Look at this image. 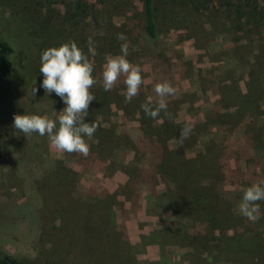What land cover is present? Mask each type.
I'll return each instance as SVG.
<instances>
[{"label":"rangeland","instance_id":"rangeland-1","mask_svg":"<svg viewBox=\"0 0 264 264\" xmlns=\"http://www.w3.org/2000/svg\"><path fill=\"white\" fill-rule=\"evenodd\" d=\"M73 1L49 6L56 23ZM83 1L88 17L64 25L54 42L31 40L10 22L29 17L28 0H0V40L13 48L0 80V250L22 264H264V201L255 223L239 211L242 189L264 180V0H245L256 1L257 13L244 31L237 8L226 7L238 0H214L213 17L161 18L153 46L143 39L139 0ZM69 40L94 64L96 99L85 122L98 128L85 137L87 157L14 127L15 115L56 119L66 107L55 92L45 93L39 67L44 50ZM123 43L144 80L128 103L123 77L110 91L102 86L105 57L120 54ZM165 80L176 89L167 97L172 118H150L141 105ZM166 146L174 153L169 168L188 162L184 174L159 169ZM172 178L190 188H182V202ZM226 233L236 250L221 246Z\"/></svg>","mask_w":264,"mask_h":264},{"label":"clouds","instance_id":"clouds-1","mask_svg":"<svg viewBox=\"0 0 264 264\" xmlns=\"http://www.w3.org/2000/svg\"><path fill=\"white\" fill-rule=\"evenodd\" d=\"M119 40H125L123 35ZM128 44L121 45L120 54L106 55L103 65L102 80L103 89L110 91L121 77L126 86L125 102L139 94L140 87L144 83L142 68L127 59ZM95 42L88 40V52L94 56ZM94 64L89 56L80 49L76 42L67 41L58 47H49L40 56L39 71L43 75L42 87L45 93L55 92L65 103L66 107L59 112L56 119L37 114H23L14 116V127L25 136L38 133L47 135L51 147L60 152L79 153L87 157L90 145L85 137L92 138L98 125L94 122H85L88 116L90 103L96 99L90 89L96 80L92 73ZM38 89L33 88L32 94ZM155 98L149 97L147 102L141 105L143 111L150 118H157L161 112L169 119L172 114L167 111V97L173 96L176 89L169 81L157 82L154 87ZM191 134V127H186L181 132V139H186ZM243 195L239 203L240 213L249 221L255 223L260 219L261 211L259 201H264V180L257 181L242 189Z\"/></svg>","mask_w":264,"mask_h":264},{"label":"trees","instance_id":"trees-1","mask_svg":"<svg viewBox=\"0 0 264 264\" xmlns=\"http://www.w3.org/2000/svg\"><path fill=\"white\" fill-rule=\"evenodd\" d=\"M29 1V17H20L14 18L10 22L15 23L16 27L25 34L28 38L33 40L37 38L38 35L40 38H45L46 40L54 41L58 38L60 30L63 29L68 23L72 26L77 27L82 23L86 17H88L87 4L83 0H74L69 6H67V13L63 16L62 23H56L54 16L49 6L53 3L54 0H28ZM141 3L142 9V21H143V39L148 45L153 46L158 41L159 28L161 24V18L174 20L178 15L182 14H191V15H200L201 13L208 12L211 17L214 14V0H139ZM235 7L237 8V27L240 31H244L245 24L249 23V19L257 13L256 1L255 4H248L245 0L241 2L238 0L237 4L228 2L226 7ZM225 7V6H224ZM248 7L249 10L245 12V8ZM44 11V12H43ZM43 12V13H42ZM44 14L43 16H40ZM253 15V16H252ZM65 25V26H64ZM54 47L59 45L58 42L53 44ZM13 53V48L3 40H0V80L3 79L7 73L10 71V56ZM168 150V151H167ZM169 148L166 146V153L162 155L160 163L161 167H167L166 174L170 177L171 173L175 175L184 174L186 170V164H174L173 169L169 168L170 158L174 157V153L170 152ZM187 161V160H184ZM184 166V170H183ZM170 170V172H169ZM170 179V178H168ZM172 184L174 185L175 192L177 191L178 200L177 202H182L184 199H181V190L182 188L186 189L187 183L180 178H172ZM187 191L190 188L186 189ZM195 195V194H194ZM174 201V199H173ZM204 219L210 221V214H206L207 211H204ZM204 232L207 233L211 224H205ZM215 226V225H214ZM212 226V227H214ZM180 232V233H179ZM179 232H173L172 236L177 234H185L186 231L182 230ZM214 233L213 230L210 231ZM233 236L229 234H224V237L221 240V246L223 248H230L236 250L237 247L233 244ZM241 244L244 241H240ZM244 249H242L243 251ZM241 251V255H242ZM229 257H234V254L231 250H227ZM210 257V256H209ZM231 262V261H229ZM232 263V262H231ZM0 264H22L19 261H16L10 255L3 253L0 250ZM234 264H243V261L236 262Z\"/></svg>","mask_w":264,"mask_h":264}]
</instances>
